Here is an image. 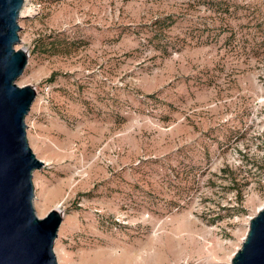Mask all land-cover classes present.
<instances>
[{"label":"rangeland","instance_id":"obj_1","mask_svg":"<svg viewBox=\"0 0 264 264\" xmlns=\"http://www.w3.org/2000/svg\"><path fill=\"white\" fill-rule=\"evenodd\" d=\"M19 23L60 264H232L264 205V0H26Z\"/></svg>","mask_w":264,"mask_h":264},{"label":"water","instance_id":"obj_2","mask_svg":"<svg viewBox=\"0 0 264 264\" xmlns=\"http://www.w3.org/2000/svg\"><path fill=\"white\" fill-rule=\"evenodd\" d=\"M26 0H0V264H60L55 252L64 213L38 216L34 172L45 165L30 145L26 117L37 91L20 86L29 52L18 48ZM232 264H264V205L251 218Z\"/></svg>","mask_w":264,"mask_h":264}]
</instances>
